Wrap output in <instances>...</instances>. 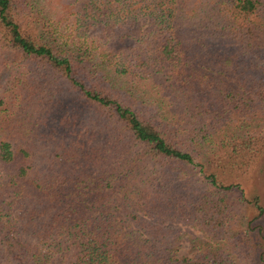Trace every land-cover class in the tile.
Instances as JSON below:
<instances>
[{
    "label": "trees",
    "instance_id": "16d2710c",
    "mask_svg": "<svg viewBox=\"0 0 264 264\" xmlns=\"http://www.w3.org/2000/svg\"><path fill=\"white\" fill-rule=\"evenodd\" d=\"M261 164L264 0H0V264H264Z\"/></svg>",
    "mask_w": 264,
    "mask_h": 264
},
{
    "label": "rangeland",
    "instance_id": "374dc122",
    "mask_svg": "<svg viewBox=\"0 0 264 264\" xmlns=\"http://www.w3.org/2000/svg\"><path fill=\"white\" fill-rule=\"evenodd\" d=\"M263 170H264V165L261 164V165L258 167L257 171H256L254 184H255L256 187L260 190L259 192H261V194L264 195V184H263L264 179H263V177H262V174L264 175V172L262 173ZM188 248H189L188 245L183 246V247L180 249L178 255H179V256H182V255H187V254H189V253H188Z\"/></svg>",
    "mask_w": 264,
    "mask_h": 264
}]
</instances>
